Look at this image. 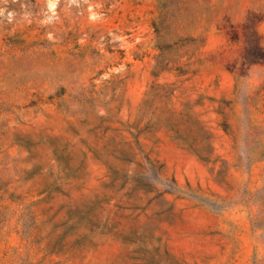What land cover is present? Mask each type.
<instances>
[{"label": "rangeland", "instance_id": "rangeland-1", "mask_svg": "<svg viewBox=\"0 0 264 264\" xmlns=\"http://www.w3.org/2000/svg\"><path fill=\"white\" fill-rule=\"evenodd\" d=\"M0 9V264H264V0Z\"/></svg>", "mask_w": 264, "mask_h": 264}, {"label": "clouds", "instance_id": "clouds-1", "mask_svg": "<svg viewBox=\"0 0 264 264\" xmlns=\"http://www.w3.org/2000/svg\"><path fill=\"white\" fill-rule=\"evenodd\" d=\"M5 14V10L4 9H0V17H3ZM15 16V13L13 12H8L7 14V19H8V22L11 23L13 18Z\"/></svg>", "mask_w": 264, "mask_h": 264}]
</instances>
